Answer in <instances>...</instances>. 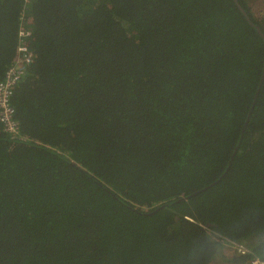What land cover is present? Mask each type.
I'll list each match as a JSON object with an SVG mask.
<instances>
[{
	"label": "trees",
	"instance_id": "1",
	"mask_svg": "<svg viewBox=\"0 0 264 264\" xmlns=\"http://www.w3.org/2000/svg\"><path fill=\"white\" fill-rule=\"evenodd\" d=\"M21 27L0 264L264 261V39L234 0H0V78Z\"/></svg>",
	"mask_w": 264,
	"mask_h": 264
},
{
	"label": "built area",
	"instance_id": "2",
	"mask_svg": "<svg viewBox=\"0 0 264 264\" xmlns=\"http://www.w3.org/2000/svg\"><path fill=\"white\" fill-rule=\"evenodd\" d=\"M32 32L28 28L19 30L18 54L13 64L7 69L3 78H0V122L5 132L14 138L21 137V123L16 118L15 108L11 100L16 86L23 80L28 71V66L33 59L31 50ZM236 248L237 252L245 253L249 250L235 241L228 243ZM252 264H264L263 260L255 258Z\"/></svg>",
	"mask_w": 264,
	"mask_h": 264
},
{
	"label": "rangeland",
	"instance_id": "3",
	"mask_svg": "<svg viewBox=\"0 0 264 264\" xmlns=\"http://www.w3.org/2000/svg\"><path fill=\"white\" fill-rule=\"evenodd\" d=\"M249 5L251 6L252 12L258 19H264V0H247ZM223 254L228 257H233L236 254L237 250L234 246L225 243V247L223 248ZM213 264H230L222 259H216Z\"/></svg>",
	"mask_w": 264,
	"mask_h": 264
},
{
	"label": "water",
	"instance_id": "4",
	"mask_svg": "<svg viewBox=\"0 0 264 264\" xmlns=\"http://www.w3.org/2000/svg\"><path fill=\"white\" fill-rule=\"evenodd\" d=\"M234 1L237 3L238 8L241 10V12L243 13V15L246 17V19H247V21L249 22V24L255 26L256 29H257V31H258V33L260 34V36L264 39V32H263L261 26L255 24V23L251 20L249 14L247 13V11L244 9V7L240 4V2H239L238 0H234ZM263 84H264V69H263V72H262V75H261V78H260V81H259L258 89H257V92H256V94H255L254 101H253V103H252V106H251L252 108H251V110H250V112H249V115L251 114V111L253 110V107H254V105H255V102H256V100H257L258 97H259V94H260L261 88L263 87ZM248 120H249V119H248ZM248 120L245 122V127H246L247 124H248ZM234 155H235V154H234ZM234 155L232 156V159H231V161H230V165H231V163H232V160H233V158H234ZM214 184H215V183H214ZM207 187H210V186H207ZM207 187H206V188H207ZM165 206H167V204H162V205L159 206L157 209H155L154 212H156L158 209L163 208V207H165Z\"/></svg>",
	"mask_w": 264,
	"mask_h": 264
}]
</instances>
